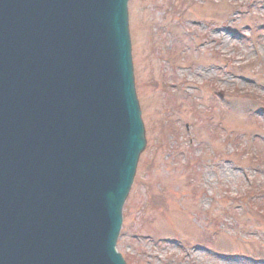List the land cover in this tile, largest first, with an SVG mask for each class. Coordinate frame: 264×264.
Wrapping results in <instances>:
<instances>
[{
  "label": "rangeland",
  "instance_id": "1",
  "mask_svg": "<svg viewBox=\"0 0 264 264\" xmlns=\"http://www.w3.org/2000/svg\"><path fill=\"white\" fill-rule=\"evenodd\" d=\"M145 132L127 264H264V0H128Z\"/></svg>",
  "mask_w": 264,
  "mask_h": 264
},
{
  "label": "water",
  "instance_id": "2",
  "mask_svg": "<svg viewBox=\"0 0 264 264\" xmlns=\"http://www.w3.org/2000/svg\"><path fill=\"white\" fill-rule=\"evenodd\" d=\"M128 0H0V264H125L144 129Z\"/></svg>",
  "mask_w": 264,
  "mask_h": 264
}]
</instances>
